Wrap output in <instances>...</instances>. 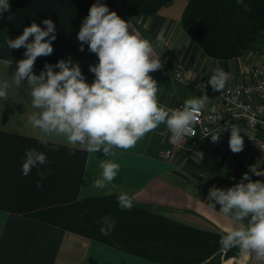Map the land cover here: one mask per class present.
I'll list each match as a JSON object with an SVG mask.
<instances>
[{"label": "crops", "instance_id": "crops-1", "mask_svg": "<svg viewBox=\"0 0 264 264\" xmlns=\"http://www.w3.org/2000/svg\"><path fill=\"white\" fill-rule=\"evenodd\" d=\"M94 2L13 0L7 18L5 12L0 14V80L9 82L7 96L0 98V209L7 213L0 230V264H206L217 255L221 264H264V259L244 253L225 261L226 249L219 240L234 225L218 204L214 209L207 202L211 187H230L246 171L252 180L264 181L248 167L264 168V152L254 145L243 140L242 150L233 152L230 135L221 133L216 141L209 135L191 151L182 149L165 159L158 153L167 144L168 129L161 123L134 147L116 150L113 159L120 162V171L98 189L93 180L101 172L99 161L108 158L102 149L89 153L85 146L70 145L65 137L45 134L30 124L28 117L40 109L31 104L26 78L17 85L13 77L25 47L8 48V38L21 34L33 20L46 27L42 20L51 18L56 26L53 51L37 56L33 72L38 75L46 62L71 57L90 83L94 74L89 64L98 58L86 43L79 49L77 32ZM101 2L127 21L129 31L150 40L154 54H161V66L149 74L157 75L158 102L166 108L202 96L180 83L177 72L208 81L219 66L229 74L226 85L250 79L257 49L233 59L207 56L181 25L186 0L137 17L130 16L122 0ZM157 37L164 38L163 44H157ZM11 58V64L5 62ZM41 138L48 139L47 147L39 143ZM31 147L47 153V164L40 166L46 172L43 178L36 168L21 174L25 150ZM196 152L203 154L200 159ZM122 191L133 196L132 208L117 206ZM106 214L116 220L107 235L100 232L99 222Z\"/></svg>", "mask_w": 264, "mask_h": 264}, {"label": "clouds", "instance_id": "clouds-1", "mask_svg": "<svg viewBox=\"0 0 264 264\" xmlns=\"http://www.w3.org/2000/svg\"><path fill=\"white\" fill-rule=\"evenodd\" d=\"M237 3L248 7L244 0H237ZM9 7V0H0V14ZM42 23L46 27L33 20L21 34L7 40L10 49L25 47L23 58L16 60L14 82L19 85L26 78L31 87V104L40 109L28 117L34 128L45 134L63 136L70 145L85 146L89 153L102 149L108 158L99 161L101 172L93 180L96 188L103 189L118 175L121 164L113 159L116 150L134 147L159 124H166L172 143L192 136L193 126L209 99L208 95L186 99L176 108L160 104L157 98L159 87L149 73L161 66V54H154L150 40L129 31L127 21L115 11H110L107 4L95 0L77 32V39L81 42L79 49L83 51L86 43L88 50L98 58L96 63L89 64V71L94 74L90 83L79 63L73 62L71 57L58 59L54 64L46 62L38 75L33 72L37 56L52 53L51 41L56 39L53 20L44 18ZM163 42V37H157L158 45ZM5 62L11 64L12 58ZM228 76L222 67L217 66L208 76V83L213 90H221ZM8 88L9 82L0 80V98L7 96ZM223 130L213 129L208 134L216 141ZM39 143L47 147L49 141L41 138ZM229 147L233 152L243 148V137L238 127H230ZM196 153L198 159L203 155ZM46 164L45 151L28 148L22 160L21 174L27 176L36 168L43 178L46 172L40 166ZM248 167L252 174L264 176V168L259 165ZM36 186H42L40 180L36 181ZM116 199L120 209L133 207V196L128 192L118 193ZM207 202L214 209L218 204V210L234 225L220 236L221 247H235L241 253L264 259V181L252 180L246 171L230 187H211ZM6 216V211L0 209V230ZM99 222L100 232L105 235L116 224L108 214Z\"/></svg>", "mask_w": 264, "mask_h": 264}, {"label": "trees", "instance_id": "trees-1", "mask_svg": "<svg viewBox=\"0 0 264 264\" xmlns=\"http://www.w3.org/2000/svg\"><path fill=\"white\" fill-rule=\"evenodd\" d=\"M5 11L4 20L12 7ZM174 0H122L131 17L150 16ZM186 0L181 15V25L203 52L216 59H233L248 49L263 54L259 43L264 38V0ZM151 76L156 80L155 74ZM241 254L238 248L226 249L224 258ZM206 264H221L217 255Z\"/></svg>", "mask_w": 264, "mask_h": 264}, {"label": "built area", "instance_id": "built-area-1", "mask_svg": "<svg viewBox=\"0 0 264 264\" xmlns=\"http://www.w3.org/2000/svg\"><path fill=\"white\" fill-rule=\"evenodd\" d=\"M248 81H238L226 85L221 90H213L208 81L190 80L181 72L175 78L182 84L208 95L204 109L193 126L192 136L182 138L176 143L169 140L168 130L166 146L159 150V156L170 159L179 150L191 151L199 142L211 135L213 129L223 130L230 135V127H238L243 140L264 152V55L258 56L252 66ZM180 105L175 106L180 107Z\"/></svg>", "mask_w": 264, "mask_h": 264}, {"label": "rangeland", "instance_id": "rangeland-1", "mask_svg": "<svg viewBox=\"0 0 264 264\" xmlns=\"http://www.w3.org/2000/svg\"><path fill=\"white\" fill-rule=\"evenodd\" d=\"M259 45V48H261V50L263 51V53H264V38L263 39H261V41H260V43L258 44ZM240 256V255H239ZM239 256H237V257H239ZM225 259V258H224ZM225 261H226V259H225Z\"/></svg>", "mask_w": 264, "mask_h": 264}]
</instances>
